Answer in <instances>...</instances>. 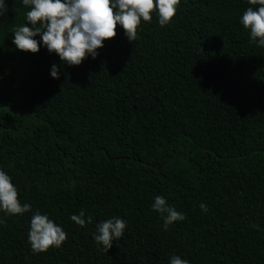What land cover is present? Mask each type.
Masks as SVG:
<instances>
[{"label": "trees", "instance_id": "16d2710c", "mask_svg": "<svg viewBox=\"0 0 264 264\" xmlns=\"http://www.w3.org/2000/svg\"><path fill=\"white\" fill-rule=\"evenodd\" d=\"M6 3L0 168L32 211L0 212V264H264V48L239 23L248 0H180L166 26L152 13L131 42L118 26L59 79L58 56L12 44L29 9ZM157 195L186 219L164 231ZM37 211L67 232L60 248L32 253ZM113 217L127 228L106 252L93 233Z\"/></svg>", "mask_w": 264, "mask_h": 264}, {"label": "clouds", "instance_id": "9594fccd", "mask_svg": "<svg viewBox=\"0 0 264 264\" xmlns=\"http://www.w3.org/2000/svg\"><path fill=\"white\" fill-rule=\"evenodd\" d=\"M248 3L250 6L239 23L250 34V42L264 48V0ZM22 4L29 9L26 24L13 30L12 44L21 52L37 54L44 47L50 55L58 56L61 65L53 64L50 76L59 79L64 66H80L88 58L96 59L105 41L116 37L118 26L129 42L137 39L141 22H150L152 13L158 17L160 26H166L176 15L180 0H22ZM7 11L6 0H0V16ZM150 207L163 220L164 231L186 219L164 196H155ZM199 207L208 211L204 203ZM31 211L30 204H22L18 199L12 177L0 168V212L16 216ZM70 220L80 227L92 223L90 216L86 220L83 210L71 215ZM126 228V220L119 217L101 221L96 225L93 240L108 252L113 241L124 236ZM66 239L67 232L47 214L33 213L27 240L33 254L60 248ZM169 264H190V261L173 255Z\"/></svg>", "mask_w": 264, "mask_h": 264}]
</instances>
